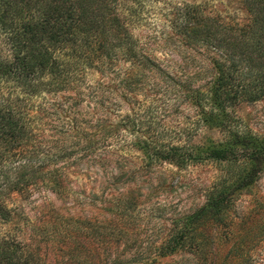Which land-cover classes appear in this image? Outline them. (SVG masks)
I'll return each instance as SVG.
<instances>
[{"label":"rangeland","instance_id":"obj_1","mask_svg":"<svg viewBox=\"0 0 264 264\" xmlns=\"http://www.w3.org/2000/svg\"><path fill=\"white\" fill-rule=\"evenodd\" d=\"M18 1L0 0V26L27 14L24 0ZM184 8H189L193 17H204L191 32L189 43L176 20ZM117 9L139 47L161 61L173 81L186 84L178 92L166 82L167 89L159 85L160 90L152 92L144 87L130 95L138 102L153 104L155 114L149 119L152 127L140 135L148 139L150 153L151 146L160 143L193 155L213 146H227L231 137L218 125L227 117L252 137L253 145L248 146L264 147V74L246 75L245 65L232 64L230 52L222 53L215 46L240 34L245 41L255 38L254 32L259 33L255 20H264V0H118ZM251 41L255 43L256 39ZM83 62L77 65L72 60L67 67L73 79L84 72V80L79 83L81 92L87 91V85L109 78ZM230 66L239 68L233 73L224 70L223 77H230L223 94L228 98L222 103L225 114L208 117L192 100L189 89L201 87L207 96L206 108L215 106L218 67ZM73 79L63 77L60 94L45 98L41 108L47 112L41 113L45 125L41 123L39 129H47L42 135L48 138L57 120L51 104H68L73 96ZM238 84L245 85L246 91H240ZM233 94L235 98H231ZM126 103L123 109H127ZM87 105L83 101L78 107L85 110ZM110 118L115 119L113 113ZM107 142L103 148L113 146L107 151L110 164L89 162V157L78 154L73 156L75 159L69 158L74 162L67 168L66 185L71 189L67 194L60 196L41 189L3 197L13 215L9 222L0 221V237L20 240L37 251L43 264H264V160L247 188L232 192L219 213L208 212L198 222V231L207 239L199 254L181 250L162 257L158 248L172 224L203 207L209 191L221 185L226 192L230 190L234 181L231 169L241 175L252 163H149V152L142 150L133 137L120 135L119 141L110 138ZM76 226L75 250L64 249L59 244L67 243Z\"/></svg>","mask_w":264,"mask_h":264},{"label":"trees","instance_id":"obj_2","mask_svg":"<svg viewBox=\"0 0 264 264\" xmlns=\"http://www.w3.org/2000/svg\"><path fill=\"white\" fill-rule=\"evenodd\" d=\"M117 1L24 0L27 14L10 25L0 26V34L4 35L0 38V221L6 223L12 218V210L2 201L10 193L44 189L62 196L71 191L66 185L67 168L74 162L69 160L70 157L75 159L73 156L78 154L89 157V162L110 164L107 151L113 146L103 148L110 138L119 141L120 135L131 136L141 144L142 150L149 152L148 139L140 135L151 129L149 119L155 110L153 112L152 103L138 102L130 95L144 87L152 92L160 90L159 85L167 89L166 82H171L177 92L186 86L185 82L173 81L163 70L161 61L139 47L138 40L118 12ZM190 12L189 8H184L180 10V18L176 19L186 43H189L196 25L204 19L202 16L193 17ZM255 23L259 32H254L255 38H251L256 39L255 43H251V39L245 41L244 35L240 34L233 40L227 38L215 44L217 50H224L226 54L230 52L232 64L240 62L245 65L249 76L254 72L264 74V61H260L264 60V20L262 22L260 18ZM72 60H76L77 65L83 60V65L102 76L109 75V78L105 82L87 85V91L81 92L79 83L85 75L81 72L73 79L74 74L67 69ZM120 63L127 66H120ZM232 66L218 67L219 75L214 81L217 84L215 106L206 108L207 96L201 87L189 89L192 100L202 111L205 110L208 117L225 114L222 103L228 99L224 95L230 77L225 78L223 74L225 69L233 73L239 68ZM63 77L74 80L73 96L67 99L69 102L65 107L60 102L51 104V113L56 114L57 120L52 126L54 132L48 138L45 133L42 135L48 130L39 129L41 113H47L41 108L45 105V98L60 94ZM237 86L240 91H246L245 85ZM160 97L165 98L163 93ZM235 97L236 94L231 96ZM83 101L88 103L85 110L78 107ZM122 101L127 102V109L122 108ZM112 113L115 119L110 118ZM218 125L231 137L227 146H213L193 155L182 152L180 147L160 143L152 145L151 153H148L149 163H252L241 175H235L231 169L230 177H234V181L230 190L226 192L225 186L221 185V188L209 191L203 207L172 224L168 236L158 248V255L162 257L181 250L199 254L207 239L202 231H198V222L208 212L219 213L229 195L247 188L260 171L264 147L248 146L253 145L252 137L240 130L233 119L227 117ZM242 143L245 145L240 146ZM57 163L60 165L55 167ZM77 230V226L73 227L67 243L59 245L75 250ZM43 263L37 251L20 240L0 237V264Z\"/></svg>","mask_w":264,"mask_h":264}]
</instances>
